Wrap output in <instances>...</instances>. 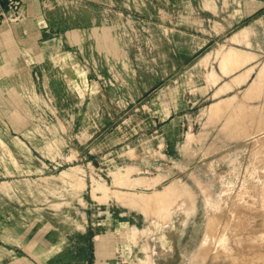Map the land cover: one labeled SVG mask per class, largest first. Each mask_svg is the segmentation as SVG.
Segmentation results:
<instances>
[{
    "label": "rangeland",
    "instance_id": "1",
    "mask_svg": "<svg viewBox=\"0 0 264 264\" xmlns=\"http://www.w3.org/2000/svg\"><path fill=\"white\" fill-rule=\"evenodd\" d=\"M263 190L264 0H0V264H229Z\"/></svg>",
    "mask_w": 264,
    "mask_h": 264
},
{
    "label": "bare ground",
    "instance_id": "2",
    "mask_svg": "<svg viewBox=\"0 0 264 264\" xmlns=\"http://www.w3.org/2000/svg\"><path fill=\"white\" fill-rule=\"evenodd\" d=\"M261 143V142H260ZM255 190H257V189H255ZM261 191V190H260ZM263 192H264V190L259 194V192H258V194H259V198H258V200H259V202H257V204H255V202L256 201H254V203H251V200L249 199V205H247V206H251L250 204H255V205H252L250 208H249V210L251 209V213H253V216L251 217L250 215H248V216H250V218H247V219H245V217L247 216L246 214L247 213H245L244 212V214L246 215H242V213H241V211H240V214H239V212L238 213H236L235 215H234V213H233V217H232V219L233 220H229L228 222H230V224L228 225V223H227V225L228 226H222L221 227V225L222 224H220V222H219V220H217V217L218 216H213V218H211V219H209V229H208V234H206L207 235V239H205L206 240V242H207V240H215V238H217V240L218 241H223V240H225V241H227L226 239H228V237H232L231 238V240L233 239V237H234V239H235V236H240V238H241V236H242V234H244L245 233V231H247V229H248V231H249V228H256L257 229V231L258 232H262V230H264V194H263ZM250 193V192H249ZM248 193V194H249ZM251 194V193H250ZM173 195V194H172ZM171 195V196H172ZM180 195V194H179ZM252 195V194H251ZM251 195H249V197L251 198L252 196ZM254 195V194H253ZM170 196V197H171ZM238 196H240V195H237V197ZM242 196H244V195H242ZM258 196V195H257ZM175 197V196H174ZM182 197V196H181ZM226 197H228V196H226ZM245 197V196H244ZM248 198V197H247ZM253 198V197H252ZM255 198H257V197H255ZM239 200V199H238ZM257 200V199H256ZM145 202H147V201H145ZM150 202V201H149ZM151 202H153V201H151ZM151 202H150V204L149 205H151ZM213 202V201H212ZM248 202V201H247ZM153 203H157V202H153ZM162 203V202H161ZM160 203V204H161ZM164 203V202H163ZM171 203V202H170ZM169 203V204H170ZM210 204H211V202H210ZM210 204H208L209 206H211ZM217 204V203H216ZM247 204V203H246ZM153 205V204H152ZM159 205V204H158ZM178 205V204H177ZM154 206H156V204L154 205ZM160 206V205H159ZM162 206V205H161ZM216 206H218V205H216ZM215 206V207H216ZM244 206V205H243ZM214 207V206H213ZM257 207V208H256ZM152 208H154V207H152ZM156 208V207H155ZM161 208V207H160ZM179 207H177V209H178ZM217 209L219 208V207H216ZM216 208H213L212 209V211L214 210V209H216ZM247 208V207H246ZM254 208H255V210H257L256 212L254 211ZM165 209V208H164ZM220 209V208H219ZM238 209H240V208H238ZM258 209H260L259 211H258ZM155 210V209H154ZM158 210V209H157ZM231 210V209H230ZM241 210V209H240ZM215 211V210H214ZM234 211V210H233ZM244 211V210H243ZM248 211V210H247ZM218 212H220L219 210H218ZM231 212V211H230ZM237 212V211H236ZM249 212V211H248ZM212 213V212H211ZM224 213H225V211H224ZM250 213V212H249ZM250 213V214H251ZM260 213V215L262 216V218H260L261 219V221H260V219H258V217H259V214ZM231 214V213H230ZM211 215V214H210ZM212 215H213V213H212ZM212 215H211V217H212ZM226 216H228V215H226ZM245 216V217H244ZM219 219H220V217H219ZM222 220V219H221ZM220 220V221H221ZM223 221V220H222ZM227 222V221H226ZM225 225V224H224ZM224 227V229H226V230H222V228ZM255 229V230H256ZM220 231L222 232V234H220ZM207 232V231H206ZM225 232V233H224ZM260 232V233H261ZM224 233V234H223ZM227 233H229V234H227ZM240 233V234H239ZM250 233V232H249ZM248 233V238H250L249 236H250V234ZM255 233V232H254ZM223 235V236H222ZM252 235V234H251ZM218 236V237H217ZM225 236H227V238L225 237ZM244 236V235H243ZM255 236H256V234H255ZM258 236V235H257ZM256 236V237H257ZM259 237H261V238H258V239H255V237L253 236L251 239H250V241L251 240H253V241H251L252 243L251 244H241L240 245V247L238 248V246L237 245H235V246H237V247H235V246H231L230 245V243H228V244H225V246H224V242H220V243H222V244H217V245H222V246H224V251L223 250H221V251H223V258L222 259H224V262H227V263H229V264H264V233H262V236H261V234H260V236ZM239 238V239H240ZM243 238H245V237H243ZM230 239V238H229ZM247 239V238H246ZM236 240V239H235ZM245 240V239H244ZM247 240H249V239H247ZM208 241V242H209ZM234 241V240H233ZM236 241H238V240H236ZM240 241H241V239H240ZM205 241H204V243H206ZM207 242V243H208ZM214 242V241H213ZM245 242V241H244ZM241 243V242H240ZM243 243V242H242ZM209 244V243H208ZM213 244V243H212ZM209 245H211V242H210V244ZM233 245V244H232ZM203 247H205V246H203ZM212 247V246H211ZM210 248V247H209ZM213 248V247H212ZM215 248H216V245H215ZM236 248H238V249H236ZM204 249H206V248H204ZM214 249V248H213ZM211 250V249H210ZM206 251H208L207 249H206ZM215 251H217V248H216V250ZM202 252H203V250H202ZM201 252V253H202ZM205 252V251H204ZM218 252V251H217ZM220 252V251H219ZM218 252V253H219ZM198 253H200V252H198ZM209 253V252H208ZM203 254V253H202ZM198 255V254H197ZM196 255V256H197ZM206 255H207V252H206ZM209 255V254H208ZM199 256V255H198ZM219 256V255H218ZM221 256V255H220ZM203 257V256H202ZM198 259V258H197Z\"/></svg>",
    "mask_w": 264,
    "mask_h": 264
}]
</instances>
